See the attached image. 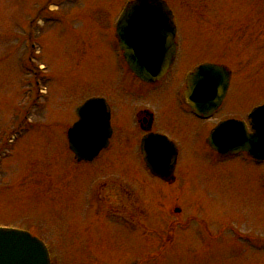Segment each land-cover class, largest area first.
Returning <instances> with one entry per match:
<instances>
[{
    "label": "rangeland",
    "instance_id": "374dc122",
    "mask_svg": "<svg viewBox=\"0 0 264 264\" xmlns=\"http://www.w3.org/2000/svg\"><path fill=\"white\" fill-rule=\"evenodd\" d=\"M128 1L0 0V227L43 239L53 264H264V166L243 155L222 157L206 142L217 122L245 118L264 104L262 38L245 43L226 12L200 21L183 14L196 0H167L179 15V55L159 83L145 84L128 71L116 44V24ZM259 22L253 18L254 34ZM30 30L38 53L26 59ZM31 57L43 69L28 71ZM203 63H223L233 73L222 109L209 122L195 118L184 98L187 75ZM33 73L46 94L28 104ZM96 96L112 104L118 136L99 159L80 164L66 133L78 106ZM144 107L154 112L156 129L178 146L173 190L139 155L133 114ZM8 137L11 142L2 143ZM117 181L131 191L123 198L129 207L106 214L93 195L102 185L101 202H111L119 196ZM166 196L186 215L204 220L216 239L198 237L203 230L196 222L177 231L187 237L177 234L165 252H157L154 232L169 217ZM120 213L141 226L119 225Z\"/></svg>",
    "mask_w": 264,
    "mask_h": 264
},
{
    "label": "water",
    "instance_id": "95a60500",
    "mask_svg": "<svg viewBox=\"0 0 264 264\" xmlns=\"http://www.w3.org/2000/svg\"><path fill=\"white\" fill-rule=\"evenodd\" d=\"M154 9L155 12H149ZM161 0H136L127 8L118 26L121 47L131 69L143 80L153 82L170 66L174 54L171 19ZM230 82V72L222 65L204 64L190 76L187 98L198 113L209 116L219 107ZM80 120L68 132L70 148L79 160H92L108 145L111 134L109 108L104 99L93 98L78 108ZM254 135L248 134L243 122L229 120L219 124L209 139L223 154L252 152L264 158V106L253 115ZM143 147L151 167H166L170 145L160 136ZM0 264H50L48 251L41 240L30 233L0 228Z\"/></svg>",
    "mask_w": 264,
    "mask_h": 264
},
{
    "label": "flooded vegetation",
    "instance_id": "af4514ba",
    "mask_svg": "<svg viewBox=\"0 0 264 264\" xmlns=\"http://www.w3.org/2000/svg\"><path fill=\"white\" fill-rule=\"evenodd\" d=\"M168 4L170 5L169 2H168ZM233 5L235 6L234 9H232ZM170 7L172 9L175 24H176V32H177L176 41L178 43V49H179V47H180L179 24H178L179 15H178L177 11L171 5H170ZM233 10H238V12L232 14ZM211 12H213L214 15H217L220 12H226L230 16V19H232L236 23L237 29L239 32V37L245 43H251L253 41V39H257V37H261L262 41L264 42V0H196L195 5H193L190 2V4L187 7H184V13L183 14L187 18L197 17L200 21H203L204 19H206L208 17L209 14H211ZM238 13H240V14H238ZM253 18H255V20H260L259 23H261V25H262L261 31L257 32L256 34H254V32L252 31ZM201 24H202V26H204L203 23H201ZM176 58H178V55ZM175 63H176V61H175ZM157 83H159V82H157ZM157 83H155V84H157ZM155 84H150V85H155ZM111 110H112V117H113V115H114L113 106L111 107ZM193 116H194V114H193ZM135 118H136V124H137L136 128H139V130L141 132L140 137H137L135 140L136 142H138V140L140 139L139 144L141 143L142 139L146 135H148L149 133L162 134V135L167 136L170 140L174 141L169 134H167L166 132H161L158 129H156L155 115H154V112L150 108L144 107V108H141V110H137ZM195 118H197V117H195ZM202 121H204V120H202ZM113 129H114V127H113ZM114 131H115V129L113 130L112 139L115 138V135L118 136L117 130H116V132H114ZM112 139H111V142L109 145L110 148L112 147ZM122 142L123 141H121V143ZM174 142H176V141H174ZM177 150H178V146H177ZM178 156H179V151H178ZM178 156L176 158V164H174L173 171L171 173H169V176L166 178V180L161 179L163 182L166 183L167 188L170 187L172 189L173 184L176 181V171H177V167H178ZM249 159H251L250 161H252L254 163V161L251 157H249ZM260 165L264 166V162H262ZM118 183L119 184H117V186H118L119 196L114 197V198L112 197L111 202H108L107 200L101 202L100 197H101V193L103 191L102 190L103 186L97 190V192H98V194H97L98 199H96L97 204H98V206H100V203L102 204V208L106 209V214H108V208H109V211L111 209H116L115 213H119V211L121 212V209H124L125 207H129V204L126 203L123 200V198L125 199V198L130 197L131 191L128 190V188L125 187L124 185L120 184V182H118ZM103 189H106V186ZM164 198H165V201L166 200L168 201L167 207H168L169 217H168V220L165 222V224L163 226H159L160 229L157 232H154L158 235L159 244H160V247H159L157 252H164L165 250H167V248H169L174 243V240L176 239L177 234H181V235H184L185 237H187L189 235V233L177 232V231L178 230H183V231L188 230L196 222H198L200 224L201 229L203 230V233L197 234V235H199L198 237H205L206 239H209V240H215L216 239L217 234L208 228V225L204 220L199 219L198 217H196L194 215H192V216L186 215L184 210L182 209V207L179 206L175 201L172 200V199H177V196L172 195V199L168 196H166ZM104 203L109 204V206L105 205ZM117 215H118V217H116V219L122 220L130 228H133V229L139 228L138 226H141V224H142L140 222V220H135V217L128 218L125 215H123L122 213H120V215L119 214H117ZM231 233H234V234L241 236V237H244V238H249L248 236H246V235H248L247 233H244L241 231L237 233L236 230H232ZM156 234H155V237H156ZM218 234H220V233L218 232Z\"/></svg>",
    "mask_w": 264,
    "mask_h": 264
}]
</instances>
